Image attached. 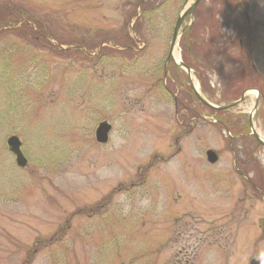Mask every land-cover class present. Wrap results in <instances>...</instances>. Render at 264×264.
I'll return each instance as SVG.
<instances>
[{
  "label": "rangeland",
  "instance_id": "obj_1",
  "mask_svg": "<svg viewBox=\"0 0 264 264\" xmlns=\"http://www.w3.org/2000/svg\"><path fill=\"white\" fill-rule=\"evenodd\" d=\"M193 1L0 0V264L264 255V147L246 134L257 92L217 113L226 130L197 101L202 115L191 119L182 69L163 73ZM181 27L174 56L204 98L225 105L259 87L252 123L264 139V0H201ZM101 121L106 143L94 137ZM241 129L243 176L228 140Z\"/></svg>",
  "mask_w": 264,
  "mask_h": 264
},
{
  "label": "water",
  "instance_id": "obj_2",
  "mask_svg": "<svg viewBox=\"0 0 264 264\" xmlns=\"http://www.w3.org/2000/svg\"><path fill=\"white\" fill-rule=\"evenodd\" d=\"M199 2V0H194L193 3L188 6L185 10H183L180 15L178 16L177 20H176V23H175V26H174V29H173V35H172V39H171V43H170V49H169V53H168V57L167 59L168 60H172L174 63L176 64H179L181 66H183L186 70V72L188 73V75H190V68L187 67L182 61L180 60H176L174 55H173V50H174V47H175V44H176V40L178 38V32H179V29H180V25L182 23V21L184 20V18L187 16V15H191L193 10L195 9L197 3ZM190 86L192 88V90L195 92V94L198 96V98L203 101V102H206L204 101L201 96L199 95L198 91L194 88L193 84L191 83L190 81ZM207 103V102H206ZM237 102H234L232 104H229V105H226V106H219V107H215L213 105H209L211 107H215L217 109H227V108H230L232 106H234ZM250 127H251V130H252V135L256 138L257 142L259 144H262L264 145V140H262L259 135L255 132V130L253 129V126H252V123H251V119H250ZM111 129V126L107 123V122H101L98 124L96 130H95V138H96V141L97 142H100V143H105L108 139V132L109 130ZM7 145H8V148L11 152H13L16 156V163L18 166L20 167H24L25 164H26V159L25 157L23 156L21 150H20V146H21V142L19 140V138L15 135H12V136H9L7 138ZM207 159L209 162L211 163H214L216 160H217V155L215 154L214 151L212 150H208L207 151ZM250 264H262V260H256V259H252L250 261Z\"/></svg>",
  "mask_w": 264,
  "mask_h": 264
},
{
  "label": "flooded vegetation",
  "instance_id": "obj_3",
  "mask_svg": "<svg viewBox=\"0 0 264 264\" xmlns=\"http://www.w3.org/2000/svg\"><path fill=\"white\" fill-rule=\"evenodd\" d=\"M245 91V90H244ZM243 91V92H244ZM242 92V93H243ZM188 93V97L192 100V103H190L187 106V109L190 111V117H192L191 119H195L197 113L199 115H202L201 111L196 110V101L198 102V100L196 99V97L194 96V94H192L190 91L187 92ZM175 100L179 103H181L182 105H184V101L182 99H179L175 96ZM204 106V109H209V107ZM192 113V114H191ZM218 125H221L222 127H224L227 130V123L223 122V118H217L216 121ZM243 129H241L240 131H237V133L235 132L233 135H231L230 137H228L229 140V151L232 153L234 161L232 163V167L233 170L240 176H243V172H241L238 167H237V158H238V154L240 152L239 147L238 146H234L233 145V141L236 140L237 138H239L241 135H244ZM246 134H249V129L247 131Z\"/></svg>",
  "mask_w": 264,
  "mask_h": 264
},
{
  "label": "clouds",
  "instance_id": "obj_4",
  "mask_svg": "<svg viewBox=\"0 0 264 264\" xmlns=\"http://www.w3.org/2000/svg\"><path fill=\"white\" fill-rule=\"evenodd\" d=\"M144 203H147V201H144ZM260 259L262 260V264H264V255H262Z\"/></svg>",
  "mask_w": 264,
  "mask_h": 264
}]
</instances>
